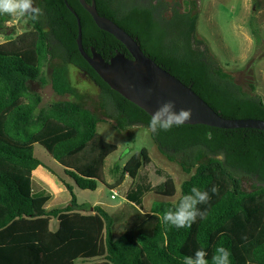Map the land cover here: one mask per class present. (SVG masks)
<instances>
[{"label":"trees","instance_id":"16d2710c","mask_svg":"<svg viewBox=\"0 0 264 264\" xmlns=\"http://www.w3.org/2000/svg\"><path fill=\"white\" fill-rule=\"evenodd\" d=\"M67 2L77 16L65 0H33L41 14L30 16L32 28L0 44V264H183L197 250H204L213 264L220 246L230 250L231 264H264V131L184 124L151 131V116L113 90L82 56L78 18L89 55L94 48L106 61L118 53L132 58L127 48L101 30L79 0ZM96 4L101 16L128 32L146 55L222 117L264 120V99L255 84L245 90L197 36L195 4L185 11L174 8L170 17L161 0ZM11 19L0 13V33ZM47 67L54 91L74 100L40 108L43 98L33 84L48 83ZM71 67L100 88L94 110L78 94ZM107 119L119 133L136 126L149 130L159 152L190 176L181 184V196L191 194L193 186L209 192L207 203L197 205L203 218L186 228L164 224L163 214L181 196L176 202L156 199L151 214L116 239L110 212L81 204L70 184L65 186L71 199L63 204L52 205L54 196L46 189L36 192L33 173L44 166L34 155L39 144L82 190L95 191L101 183L115 190L129 177L133 184L126 199L142 210L149 194L167 200L176 196L173 176L153 163L146 148L124 166L115 165L113 173L121 172L120 178L107 184L106 160L118 150L98 132V124ZM214 185L216 193L211 192Z\"/></svg>","mask_w":264,"mask_h":264},{"label":"rangeland","instance_id":"374dc122","mask_svg":"<svg viewBox=\"0 0 264 264\" xmlns=\"http://www.w3.org/2000/svg\"><path fill=\"white\" fill-rule=\"evenodd\" d=\"M161 1L167 6L166 17L172 15L174 8L185 11L195 4V13L199 16L197 36L206 42L215 58L245 90L250 91V83H254L256 93L264 99V0ZM11 17L6 30L0 33V44L17 39L32 28L30 16L11 15ZM45 76L47 84H33V89L37 90L43 98L40 108H48L55 101L75 99L70 95L61 96L54 91L49 67L45 69ZM71 76L78 94L83 96L94 110L99 103L100 88L75 67H71ZM38 129L39 127L36 131ZM98 132L107 142L118 147V150L106 160L104 179L107 184H114L120 178L121 172L113 173L115 165L124 166L133 154L146 148L153 163L173 176L177 187L176 196L167 200L156 194H149L145 198L144 210H141L126 199V193L133 184V180L129 177L115 190H111L104 183L99 184L95 191L82 190L65 174V168L39 144L34 146V155L43 162L42 172L48 175V178H41V172L33 173L34 187L36 192L44 189L49 191L54 196L52 205H55L63 204L71 199L65 183L72 185L81 204L102 206L110 212L114 218V236L120 239L147 217L154 200L164 199L166 202H176L181 196L182 182L190 176L184 173L177 163L169 161L159 152L148 129L136 126L125 133H119L115 129L114 122L107 119L98 124ZM113 195L114 198H112ZM83 214H91V211L83 212ZM57 227L58 222L52 221V229L56 230Z\"/></svg>","mask_w":264,"mask_h":264},{"label":"water","instance_id":"95a60500","mask_svg":"<svg viewBox=\"0 0 264 264\" xmlns=\"http://www.w3.org/2000/svg\"><path fill=\"white\" fill-rule=\"evenodd\" d=\"M68 8L77 16L74 9ZM91 14L96 25L116 37L125 45L132 58L118 53L106 61L94 48L89 55L82 41V24L78 18L79 51L97 74L115 91L138 105L150 116L165 102L174 101L175 110L191 109V116L184 125H206L220 129H256L264 131V120L227 119L217 113L193 89L157 64L145 54L135 38L114 21L101 16L97 10L96 0L88 3L79 0Z\"/></svg>","mask_w":264,"mask_h":264},{"label":"clouds","instance_id":"9594fccd","mask_svg":"<svg viewBox=\"0 0 264 264\" xmlns=\"http://www.w3.org/2000/svg\"><path fill=\"white\" fill-rule=\"evenodd\" d=\"M0 13H7L19 17L26 15L35 19L41 14V9L33 7V0H0ZM191 116V109L181 108L175 110V102L167 101L163 103L152 115L149 121V128L153 132L168 131L173 127H180ZM218 191L214 185L211 188L212 193ZM210 199L208 191H202L193 186L191 194H183L178 203L171 210L165 211L162 216V222L176 228L190 227L197 217L203 218L205 213L197 205L205 204ZM207 253L204 250H197L194 256H185L183 264H209L206 259ZM230 250L220 246L216 249L212 257L213 264H231Z\"/></svg>","mask_w":264,"mask_h":264},{"label":"crops","instance_id":"0c3cea01","mask_svg":"<svg viewBox=\"0 0 264 264\" xmlns=\"http://www.w3.org/2000/svg\"><path fill=\"white\" fill-rule=\"evenodd\" d=\"M37 171H38V172H41V174H42V177H41V178H44V177H45V178H48V175H44V174H43V172H42V171H43V170H42V166L38 167V169L35 170L34 173L37 172ZM45 178H44V179H45ZM34 181H35V177H34ZM39 181H40V180H39ZM42 183H43V182H42ZM71 186H72V185H71ZM65 188H66V187H65ZM74 192H75V189H74ZM53 199H54V198H53ZM52 202H53V201H52ZM67 202H68V201L66 200L65 203H67ZM97 203H100V202H97ZM94 205H96V204L94 203ZM151 208H152V206H151ZM151 208H150V213H149L148 215L151 214ZM141 210H142V209H141ZM143 210H144V209H143ZM148 215H147V216H148Z\"/></svg>","mask_w":264,"mask_h":264},{"label":"built area","instance_id":"2783aa9c","mask_svg":"<svg viewBox=\"0 0 264 264\" xmlns=\"http://www.w3.org/2000/svg\"><path fill=\"white\" fill-rule=\"evenodd\" d=\"M115 196L113 195L112 198H114Z\"/></svg>","mask_w":264,"mask_h":264}]
</instances>
